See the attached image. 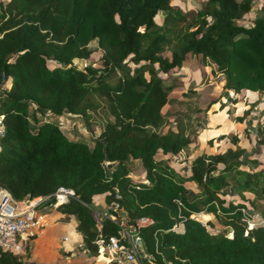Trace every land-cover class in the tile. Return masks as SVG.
<instances>
[{"label":"trees","instance_id":"16d2710c","mask_svg":"<svg viewBox=\"0 0 264 264\" xmlns=\"http://www.w3.org/2000/svg\"><path fill=\"white\" fill-rule=\"evenodd\" d=\"M251 8L252 0H205L186 13L171 0L0 2V189L15 200L71 189L56 210L74 218L94 260L97 239L106 243L114 236L125 244L108 217L117 214L115 202L159 264H264V211L255 203L264 204V166L239 169L244 148L236 134L217 137L229 138L233 147L190 158L184 177L157 159L179 154L191 141L178 130H161L172 85L157 71L175 72L189 54L199 55L223 75L224 89L264 94V0L260 15L239 23ZM91 41L100 50L97 60ZM73 59L85 66L77 68ZM91 94L105 101L110 118L90 145L37 117L64 111L87 117L95 108ZM257 136L264 146V120ZM134 159L143 169L138 180L131 177ZM230 189L240 201L225 197ZM248 192L252 199L243 196ZM98 195L107 216L97 224L92 202ZM195 213L212 214L225 231L211 233L191 217ZM140 218L147 221L137 226ZM21 257L0 250V264H22Z\"/></svg>","mask_w":264,"mask_h":264},{"label":"rangeland","instance_id":"374dc122","mask_svg":"<svg viewBox=\"0 0 264 264\" xmlns=\"http://www.w3.org/2000/svg\"><path fill=\"white\" fill-rule=\"evenodd\" d=\"M4 0H0L2 2ZM205 0H171V4L181 9L183 13L195 11L201 7ZM260 0H252V8L239 23L249 25L252 18L260 15ZM163 13L159 12L155 17L157 25L161 24ZM92 50L91 59L97 60L100 50L95 41L89 43ZM168 50L163 55H168ZM77 67H82L84 60H73ZM96 64L98 62L96 61ZM49 66L54 65L48 62ZM132 67V64H130ZM211 62H203L199 55L189 54L186 62L175 72L163 73L157 71L168 85H172L168 94L166 104L162 107L165 121L161 130L172 129L187 134L190 144L177 155L158 156L157 159L171 167L180 176L189 172L188 158L200 152L223 151L227 147H233L229 138H217L221 134H236L239 146L244 148L242 164L239 169L262 170L264 166V146L257 143V125L264 120V94H256L241 90L233 92L223 88L224 77L222 74L212 70ZM114 79V78H113ZM113 81V80H112ZM8 84V83H7ZM89 99L95 104L94 109L88 110L87 117L74 116L64 111L60 115L46 114L37 115L42 121L50 120L59 124L62 132L70 139L80 140L88 145L91 139L97 136L106 119H109L105 101L97 94H91ZM248 114L242 117L244 111ZM242 117V120L240 118ZM227 132V133H226ZM111 166V165H110ZM131 177L138 180L143 175V169L139 161L130 163ZM185 187L196 193V189L190 182ZM245 198L252 199L253 193L243 194ZM226 198H233L240 201L232 189L228 191ZM258 209L264 211V204L255 201ZM93 217L97 224L101 217L106 214V206L103 203L102 195L93 199ZM250 217L254 218L255 212L248 209ZM192 214V218L201 221H211L213 228H208L211 233L224 229L216 223L212 214L200 216ZM52 228L47 230L38 239L33 247H27L21 257L22 264H65L66 259H71L70 264H91L88 262L89 253L83 249V244L74 232L75 220L73 217L64 219L56 216L51 219ZM246 224L251 225L250 221ZM178 228V226H174ZM229 235V231L227 232ZM68 238L71 246H63L61 239ZM67 243V244H68ZM66 253H71L67 255ZM96 260V259H95ZM99 264H108L104 261H97ZM114 264V263H110ZM136 264V263H129Z\"/></svg>","mask_w":264,"mask_h":264},{"label":"built area","instance_id":"2783aa9c","mask_svg":"<svg viewBox=\"0 0 264 264\" xmlns=\"http://www.w3.org/2000/svg\"><path fill=\"white\" fill-rule=\"evenodd\" d=\"M73 60L72 63L76 66ZM83 66H85V62H83ZM7 83L8 81L5 85ZM3 132L2 115H0V137ZM72 195L71 189L58 187L49 195L26 196L23 199L15 200L5 190L0 189V250L13 255H23L27 247L43 233L49 222L48 212L55 209L60 203L67 201L68 197ZM48 200L51 201L47 203ZM111 206L117 214L108 215V217L120 227L119 237L125 244L120 243L114 236L109 237L106 243L97 239L95 243L100 250L96 260L108 264L133 262L136 264H159L151 253L143 250L142 241L135 227L126 224L121 210L116 209L117 204L113 202ZM105 216L107 215L105 214ZM146 221L147 219L140 218L136 225L139 226Z\"/></svg>","mask_w":264,"mask_h":264},{"label":"crops","instance_id":"0c3cea01","mask_svg":"<svg viewBox=\"0 0 264 264\" xmlns=\"http://www.w3.org/2000/svg\"><path fill=\"white\" fill-rule=\"evenodd\" d=\"M184 62H186V59H185V61ZM184 62H183V64H184ZM182 64V65H183ZM182 67V66H181ZM245 91H249V90H245ZM249 92H251V91H249ZM252 93H254V92H252ZM257 94V93H256ZM227 133V132H226ZM190 147V146H189ZM198 154V153H197ZM192 158V157H191ZM189 159H190V157L188 158V160H187V162L189 161ZM133 161H138L137 159H134ZM132 162V161H131ZM140 177H142V176H140ZM193 185V184H192ZM194 186V185H193ZM194 188H195V186H194ZM245 194V193H244ZM56 214L59 216V217H62L61 216V214L56 210V208L55 209H52V210H50L49 212H48V220H49V222H48V224H47V226L45 227V229H44V231H43V233L38 237V238H36L31 244H30V246L29 247H33L34 245H36L37 243H38V239L42 236V235H44V233L47 231V230H49V229H51L52 228V223H51V219H53L55 216H56ZM196 214H198V213H196ZM208 214H210V213H207V214H203V213H200L199 215H206V216H208ZM213 216V215H212ZM63 218V217H62ZM74 226H75V223H74ZM74 232H75V230H74ZM75 234H76V236L77 237H79V234L77 233V232H75ZM79 240H80V237H79ZM68 243V238L66 237V236H63L62 237V239H61V244L63 245V246H71L69 243ZM67 255H71V253H66ZM88 262H91V264H99L97 261L98 260H94V258H92V257H90L89 256V258H88ZM70 262H71V259L69 260V259H66V262H65V264H70Z\"/></svg>","mask_w":264,"mask_h":264},{"label":"water","instance_id":"95a60500","mask_svg":"<svg viewBox=\"0 0 264 264\" xmlns=\"http://www.w3.org/2000/svg\"><path fill=\"white\" fill-rule=\"evenodd\" d=\"M107 164V166L108 167H110V165H111V163H106ZM205 226H207V227H209V228H213V223L211 222V221H205L204 223H203ZM225 231V229H222V232H224Z\"/></svg>","mask_w":264,"mask_h":264},{"label":"bare ground","instance_id":"6f19581e","mask_svg":"<svg viewBox=\"0 0 264 264\" xmlns=\"http://www.w3.org/2000/svg\"><path fill=\"white\" fill-rule=\"evenodd\" d=\"M231 234L229 233V236H230Z\"/></svg>","mask_w":264,"mask_h":264}]
</instances>
